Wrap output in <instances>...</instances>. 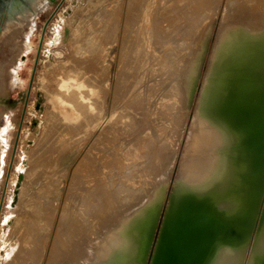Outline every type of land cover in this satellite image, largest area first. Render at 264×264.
<instances>
[{"label": "rangeland", "instance_id": "374dc122", "mask_svg": "<svg viewBox=\"0 0 264 264\" xmlns=\"http://www.w3.org/2000/svg\"><path fill=\"white\" fill-rule=\"evenodd\" d=\"M61 1L19 0L0 29V264H56L83 224V197L96 194L114 206L113 187L129 171L140 173L129 182L136 189L152 190L155 200L164 195L165 213L185 175L233 0H174L149 11L143 0H63L55 10ZM153 20L166 23L159 41L180 47L177 53H149L161 47L154 28L147 30ZM187 55L185 88L162 93L157 67L180 69ZM134 117L141 123L132 127ZM102 209L101 202L96 214Z\"/></svg>", "mask_w": 264, "mask_h": 264}, {"label": "bare ground", "instance_id": "6f19581e", "mask_svg": "<svg viewBox=\"0 0 264 264\" xmlns=\"http://www.w3.org/2000/svg\"><path fill=\"white\" fill-rule=\"evenodd\" d=\"M17 1H10V12ZM173 1L155 0L150 4L143 0L141 9L149 11L153 5ZM227 10L231 20L223 30L204 86L185 175L174 188L165 213L160 215L164 195L155 200L152 190L136 189L129 182L140 173L129 171L113 187L117 195L114 206L109 207V199L105 203L96 194L83 197V224L77 225L76 235L56 264H151L162 236L183 214L191 219L197 214L205 219L204 224L214 225L219 232L207 243L199 264H264V141L258 142L264 139V0H233ZM4 19L0 15V28ZM137 26L142 32L145 25L140 22ZM147 26L148 31L154 28L155 43L161 47L156 53L147 48L146 53L158 56L179 51L180 47L169 50L161 43L166 23L153 20ZM159 60L164 62L163 56ZM186 60L188 55L182 56L180 69L174 71L165 65L157 67L162 93L180 94L185 88ZM200 66L196 63L195 69ZM171 74L176 80L167 79ZM197 74L192 77L188 102L193 98ZM61 86L68 85L64 81ZM56 100L63 112H68L65 102ZM130 120L132 127L141 123L136 117ZM142 201L146 205L137 210ZM101 202L102 213L96 214ZM105 212V218L95 219ZM104 254L108 256L95 261Z\"/></svg>", "mask_w": 264, "mask_h": 264}, {"label": "water", "instance_id": "95a60500", "mask_svg": "<svg viewBox=\"0 0 264 264\" xmlns=\"http://www.w3.org/2000/svg\"><path fill=\"white\" fill-rule=\"evenodd\" d=\"M62 1L59 3V5L55 10L59 8ZM9 5H10V1L7 2L6 9L3 12V18L7 15ZM50 19L51 17L47 19V22ZM45 32H46V25L44 26L42 32L43 34L41 36V41L38 48V55L36 57L34 70L31 76L28 93L31 91L32 83L34 81L37 61L39 59V52L43 43V37ZM259 141L263 142L264 139H260L258 140V142ZM16 148H17V141L14 146L11 162L15 157ZM262 154H263V165L261 166V169L264 172V147ZM22 180H23V175L20 174L16 193L19 190V186ZM0 206L2 207V203ZM185 216L187 215L183 214V216L181 215L177 216V219L174 221V225L172 229L167 234L162 236L158 244V247L155 249V255L151 264H199L200 263L202 256H204L207 251L206 248L207 243L208 242L211 243L212 239L216 237L219 232H216L217 230L215 229L214 225H211L209 223L204 224L205 219L199 218L197 214L193 216L194 217L193 219H191L190 217L189 219ZM222 226H224V224H222Z\"/></svg>", "mask_w": 264, "mask_h": 264}, {"label": "flooded vegetation", "instance_id": "af4514ba", "mask_svg": "<svg viewBox=\"0 0 264 264\" xmlns=\"http://www.w3.org/2000/svg\"><path fill=\"white\" fill-rule=\"evenodd\" d=\"M11 0H0V15L3 16V12L6 9L7 2Z\"/></svg>", "mask_w": 264, "mask_h": 264}]
</instances>
